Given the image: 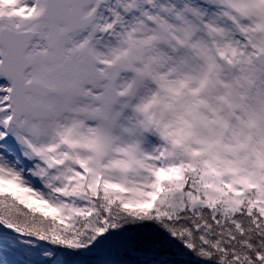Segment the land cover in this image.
Here are the masks:
<instances>
[{
    "label": "snow or ice",
    "instance_id": "6c2138e0",
    "mask_svg": "<svg viewBox=\"0 0 264 264\" xmlns=\"http://www.w3.org/2000/svg\"><path fill=\"white\" fill-rule=\"evenodd\" d=\"M0 264H264V0H0Z\"/></svg>",
    "mask_w": 264,
    "mask_h": 264
}]
</instances>
